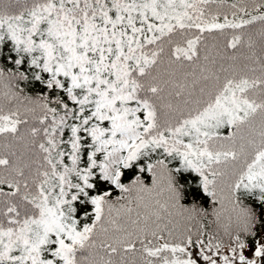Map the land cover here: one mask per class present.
Segmentation results:
<instances>
[{
  "label": "snow or ice",
  "instance_id": "1",
  "mask_svg": "<svg viewBox=\"0 0 264 264\" xmlns=\"http://www.w3.org/2000/svg\"><path fill=\"white\" fill-rule=\"evenodd\" d=\"M0 264H264V0H0Z\"/></svg>",
  "mask_w": 264,
  "mask_h": 264
}]
</instances>
